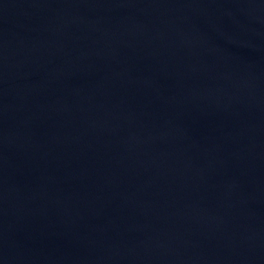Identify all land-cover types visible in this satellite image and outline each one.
I'll return each mask as SVG.
<instances>
[{
    "label": "water",
    "instance_id": "water-1",
    "mask_svg": "<svg viewBox=\"0 0 264 264\" xmlns=\"http://www.w3.org/2000/svg\"><path fill=\"white\" fill-rule=\"evenodd\" d=\"M0 264H264V0H0Z\"/></svg>",
    "mask_w": 264,
    "mask_h": 264
}]
</instances>
